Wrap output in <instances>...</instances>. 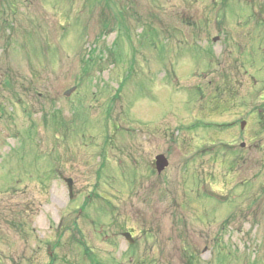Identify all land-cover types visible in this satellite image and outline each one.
<instances>
[{
  "label": "rangeland",
  "instance_id": "obj_1",
  "mask_svg": "<svg viewBox=\"0 0 264 264\" xmlns=\"http://www.w3.org/2000/svg\"><path fill=\"white\" fill-rule=\"evenodd\" d=\"M40 4L0 0V264H264V0Z\"/></svg>",
  "mask_w": 264,
  "mask_h": 264
},
{
  "label": "flooded vegetation",
  "instance_id": "obj_2",
  "mask_svg": "<svg viewBox=\"0 0 264 264\" xmlns=\"http://www.w3.org/2000/svg\"><path fill=\"white\" fill-rule=\"evenodd\" d=\"M7 0H3V4H7L8 6H9V8H10V10H12L13 12H15V13H17L20 9H21V7H28L27 5H26V3H28L26 0H17L18 1V3H16V1L15 0H8L7 2H6ZM15 1V2H14ZM40 1L41 0H31L30 2H32L33 3V8H30V6L32 5V4H30L29 5V9H34V10H36V9H40V7H41V4H40ZM35 5V6H34ZM6 10H8V7L6 8ZM261 110H264V107H262V108H259L258 109V113L261 111ZM259 117H261V116H259ZM262 118H260L259 120H261ZM244 148H246V145H244L243 146ZM153 166H154V163H153Z\"/></svg>",
  "mask_w": 264,
  "mask_h": 264
},
{
  "label": "water",
  "instance_id": "obj_3",
  "mask_svg": "<svg viewBox=\"0 0 264 264\" xmlns=\"http://www.w3.org/2000/svg\"><path fill=\"white\" fill-rule=\"evenodd\" d=\"M70 91L71 89H69L66 93L68 94ZM244 124L245 121L242 122V125ZM168 163L169 161L168 158L165 156V154L161 153L156 156V167L158 171H162L168 165ZM66 180L68 182L70 195H72L73 179L70 177V178H66ZM124 235L129 241H133L130 232H125Z\"/></svg>",
  "mask_w": 264,
  "mask_h": 264
}]
</instances>
